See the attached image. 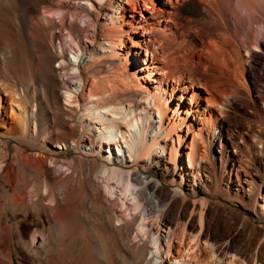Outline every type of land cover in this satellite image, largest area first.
Segmentation results:
<instances>
[{"label": "bare ground", "instance_id": "obj_1", "mask_svg": "<svg viewBox=\"0 0 264 264\" xmlns=\"http://www.w3.org/2000/svg\"><path fill=\"white\" fill-rule=\"evenodd\" d=\"M167 1L203 40L184 52L173 48L169 57L172 45L162 34L144 37V44L137 45L148 56L136 66L139 51L134 58L119 51L125 47L123 33L132 28L127 12L133 17L143 5L159 21L163 9L154 0H0V13L13 7L12 21L25 30L33 55V63L22 55L18 64L0 21V264H264V229H235V235L247 237L261 233L258 241L247 238L246 246L238 248L206 227L207 201L188 204L183 196L163 212L166 191L155 181L161 173L165 182L171 179L190 186L193 194L199 191L202 131L214 134L219 126L208 144L220 141L227 148L230 136L224 133L231 132L230 110L240 87L248 81L264 100L254 84L264 55V0ZM81 15L88 30L77 21ZM41 16L51 28V39H59L57 52L44 44ZM63 30L71 39L66 41L69 59L60 41ZM83 33L93 45L89 52L78 40ZM113 60L127 80L126 94L115 84L116 72H110ZM140 71L158 84L149 88ZM179 91L174 107L172 97ZM190 116L201 128L192 129V149L184 164L179 159L183 135L177 130L193 127ZM173 134L178 145L174 138L172 167L156 150L166 151ZM259 138L261 144L263 135ZM69 148L76 155L61 159L57 150ZM223 155L221 171L226 172L229 158ZM261 184L264 178L256 183ZM74 194L75 208L70 203ZM86 201L92 215L82 209ZM160 223L168 233L158 232Z\"/></svg>", "mask_w": 264, "mask_h": 264}, {"label": "rangeland", "instance_id": "obj_2", "mask_svg": "<svg viewBox=\"0 0 264 264\" xmlns=\"http://www.w3.org/2000/svg\"><path fill=\"white\" fill-rule=\"evenodd\" d=\"M173 1L175 4L177 3V1ZM140 4H142V2H140ZM140 6L141 11L140 9H137L138 11L132 12L133 17H129L128 13L130 12H127L126 18H128L131 22L130 26H132V28H129L128 30V26L125 25L128 31H126L127 33H123V35L126 36L124 37L126 40L125 47L119 50L120 52H124L125 54H132L131 56L133 58L135 57V55H133L134 52L139 51L140 55L138 57L136 56V66L144 65V58L148 56V54H146L145 51L141 50L137 45L138 43H140V45L144 44L141 41L144 37L147 39L148 36L154 37L156 33L162 34L163 38L165 40L167 39L168 42L170 41V44L172 45V48L170 49L171 54H169V57L174 54L172 53L173 48L177 47L178 49H183L181 52H184L190 47L191 44H193L194 41L200 40L201 42L203 40L202 37L197 34L198 32L196 29L194 30L193 28H189L187 26L186 20L181 19L178 16L175 7L169 1L154 0V6H159L163 9V16L159 18L160 22L157 21L155 14H152V11H150L149 9H144L143 5ZM126 7L129 8L128 5H126ZM12 13L13 7L11 6L5 7L4 10L0 13V21L6 28V38L8 41L12 42L11 45L14 50H16V54L19 56V61H17L18 64H20L21 62L20 60L22 55L27 57L29 63H33V55L28 49L27 40L26 38H24L25 36H23L25 35V30L21 31L22 29L20 30V28L16 27L15 23L12 21ZM42 16L40 19L41 21L39 20V22L42 25L41 31L45 37L44 44L47 45L46 47L50 48L53 52H57L60 46L59 39H51V35H48L50 34L49 32L51 31V28L48 25V22H45ZM54 18L57 19V14H54ZM85 19L86 17L81 15L77 21L83 28L88 30V27L86 28V25L84 23ZM103 20L104 14L99 17L100 24L98 30L100 29V31L103 28L101 26V22H103ZM156 26L158 29L156 28ZM142 28L144 30H142ZM132 29L135 31H133ZM159 29H161V31ZM45 31L47 32L46 34ZM69 38L70 37L67 31L63 30L60 41H62L63 48L65 49L66 57L68 59L71 56L69 46L68 44H66V41L71 42V39ZM1 40L2 38L0 37V43H3L1 42ZM78 40L81 41L82 44L88 45V52L92 49L93 45L91 43H86L85 33H83L81 37L78 38ZM156 57L161 58V54H158ZM82 58H85L87 60V54H84ZM245 63L247 62H244V64ZM114 64L115 60H113V62L111 63L112 67L110 69V72H116V75H113L116 76L114 78L115 84L119 87H122V89H118L126 94L128 91L127 80L125 81V78L117 73V66H115ZM30 65L32 66V64ZM55 65L59 66V62H55ZM247 65L248 64H245V66ZM260 65L261 66H258L256 71L257 77L254 84L255 92H257V94L260 93L259 96L264 98V55L263 63ZM140 73V75L142 76L140 77L142 82L146 83L149 88L153 89L154 86L158 84L157 82L150 81L149 79L145 80L143 78V75L145 76L146 74L145 71H140ZM153 74L156 77L160 76V74L155 70ZM121 80L123 81V83H120ZM121 84L123 85L120 86ZM124 87H127V89ZM226 87L230 88V86L228 85H226ZM251 88V83H249L248 81L246 86L240 87V96L238 98L237 104L233 106L232 109L230 108V123L232 124L231 132L228 131V133H224L225 138L226 136H230V138H228L229 144L227 145V148H225L224 146L220 147V141L215 142L213 145L208 144V139L211 141V138L218 135L220 129L219 126L214 130V134L210 131H202L201 135H203H200V140L198 139V142H200V144L197 142L200 145L197 146L199 147L197 148L198 154L202 153L203 155H205V158L201 162L203 167L200 169V173L202 175L201 182H203V184H201L200 182H197L196 184V186L199 185L200 187L199 191H196V193L193 194L191 187L186 185L185 183L179 185L178 182H173L171 181V179H168V181L165 182L162 175H160L161 173L155 176L157 179L155 180L156 183L158 185H163L164 190L166 191L165 201L161 207V209H163V212L167 211L174 199L179 197L186 196L184 202H187L188 204L192 203L193 201L195 203H198L201 200H203L204 202L207 201L205 202L204 207V222L206 227L210 231L222 234L224 238H228L238 248H244L248 240L258 241L261 237V233L258 234L257 232H254L247 237L244 234L235 235V229L243 228L250 229L252 231L254 229H257L259 231L264 229V184H261L260 186L256 185V183H258L260 179L264 178V140L262 141L263 143H258L260 140V135H263L264 139V113H262L260 110V108L264 109V100L256 97V93L254 94ZM180 95L181 91L177 92L172 97V106H176V103L180 100ZM189 97L183 99V103H185L181 111L182 115H185L184 110L186 109V106L189 102ZM213 110L215 112L217 111L215 108H213ZM169 113L173 115L172 112ZM77 117L78 114L76 115V118ZM198 119H200L199 115ZM188 122L189 124L193 123V127L190 130H187L186 126L182 127V130H177L178 134L183 135L179 159H182L184 164H187V152L191 151L192 149L191 142L193 140L194 132L200 131L201 128L200 122L198 120H194L193 116L189 117ZM192 129L194 132L192 131ZM0 130L3 131L1 127ZM174 138L176 140V144L178 145V137L173 134V142L169 141L170 147L166 151H163L160 148H157L156 150L158 155H161L163 158H165L168 162V165L170 164V166L172 167L174 166V162L170 161V152L172 144L175 143ZM11 145H13V142L11 143ZM257 145L258 148H256ZM113 149L114 148H112L113 152L118 153L117 148L114 150ZM194 149L196 151V148ZM57 151H61L59 153L61 159L71 158L76 155V152L73 148L58 149ZM107 153L109 154L108 151ZM222 153L224 155L226 154L225 156L229 158L228 170L226 172L221 171V168L223 167V162L221 159ZM231 158L234 162V166L230 161ZM258 158L260 160H258ZM183 163L182 167H184ZM129 165H131V163H125V168L130 169L131 167H126ZM57 168L59 167L56 166L55 169L57 170ZM140 168L142 169L141 166ZM141 175L146 176V174ZM29 180H35V178L33 176H30ZM77 199L78 195L76 194H74L71 198L70 203L72 204L73 208H75L76 206L75 204L77 202ZM83 205L82 209H84L85 213L92 215L93 207L90 201H86L85 203H83ZM156 228L158 229V232L161 233V235H164L169 231V228L164 225V223H160ZM148 256L150 257L151 255L148 253ZM155 259L156 258H153V261Z\"/></svg>", "mask_w": 264, "mask_h": 264}]
</instances>
